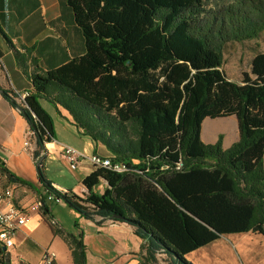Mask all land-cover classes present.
<instances>
[{
    "label": "trees",
    "instance_id": "16d2710c",
    "mask_svg": "<svg viewBox=\"0 0 264 264\" xmlns=\"http://www.w3.org/2000/svg\"><path fill=\"white\" fill-rule=\"evenodd\" d=\"M66 3L85 52L56 68L28 72L29 49L15 50L31 91L22 103L12 91L3 89L2 96L27 120L37 161L53 139L39 104L44 99L65 109L77 131L127 169L96 168L83 179L86 191L79 196L55 189L40 161L47 191L84 219L133 227L143 241L141 264L155 261L157 253L174 264H193L186 254L223 235L251 231L264 237V51L252 55L239 80L222 69L225 43L261 36L264 0ZM232 115L235 142L223 148L221 135L213 144L202 141L205 118ZM46 200L41 196L44 209ZM62 234L73 264H86L83 232ZM0 264H10L1 248Z\"/></svg>",
    "mask_w": 264,
    "mask_h": 264
},
{
    "label": "crops",
    "instance_id": "0c3cea01",
    "mask_svg": "<svg viewBox=\"0 0 264 264\" xmlns=\"http://www.w3.org/2000/svg\"><path fill=\"white\" fill-rule=\"evenodd\" d=\"M25 48L30 51L29 60L26 61L28 72L34 68L49 70L56 68L70 59L85 52V40L82 32L75 22L73 13L66 0H0V89L12 92L31 91V82L27 75L18 67L15 60V50L23 53ZM30 59H34L32 63ZM40 106L47 113L53 131V139L44 144L41 152L42 167L46 178L51 185L60 191H72L83 196L86 191L82 184L83 179L96 170V167L87 158L80 160L75 170L69 169L60 153V145H69L85 155L94 153L110 156L108 150L102 145H94L73 126V119L68 112L60 106L47 105L44 99H39ZM50 104V103H49ZM204 121V120H203ZM201 139L205 143H213L216 137H204L203 122L201 126ZM237 140V139H236ZM235 140V141H236ZM26 142L28 145H26ZM234 142V141H233ZM232 142V143H233ZM231 143V144H232ZM230 144V145H231ZM222 147H229V143L222 140ZM36 149L35 137L30 126L20 111L13 107L0 92V185L9 187L13 185V202L17 206L38 205L36 210L30 211L26 223L14 234V245L6 248L11 253L15 245L22 247L25 252V261L33 264L42 256L44 250L55 252L54 264H73L70 249L62 233L83 232L85 243L86 232L83 224L90 229L93 235L110 242L117 243L118 238L132 235L133 227L123 222L109 219L99 220L96 223L79 216L64 202L56 203L46 200V209L41 207V196L50 194L39 179L38 169L33 157ZM7 172L32 184L28 186L8 178ZM102 180L100 186H104ZM66 210L72 217V224H65L56 214L55 208ZM59 230L62 233L54 232ZM247 233V232H246ZM227 236V238L234 237ZM138 250L142 240L137 237ZM222 236L217 240L202 246L185 255L193 264H226L221 261L225 250L232 256V249L239 248L240 242L231 243L230 246L222 244ZM86 245V264H88V248ZM36 256H31V249ZM111 248V247H110ZM109 248V249H110ZM118 244L111 250L124 249ZM108 252L101 248L99 251ZM16 252V250H14ZM9 253V255H10ZM12 254V253H11ZM114 255V254H113ZM113 255L98 256L103 264L112 263ZM11 262V260H10ZM231 264H235L233 256Z\"/></svg>",
    "mask_w": 264,
    "mask_h": 264
},
{
    "label": "rangeland",
    "instance_id": "374dc122",
    "mask_svg": "<svg viewBox=\"0 0 264 264\" xmlns=\"http://www.w3.org/2000/svg\"><path fill=\"white\" fill-rule=\"evenodd\" d=\"M209 7V6H208ZM223 64L222 69L228 78L232 80H239L241 78V73L243 71H248L249 60L256 51H264V31L261 36L256 40H246L243 42H227L223 45ZM53 107L51 104H47ZM203 134L204 137H216L213 143L218 139V136H222V140L229 145L236 139H238V130L235 116H226L218 118H205L203 121ZM209 143V144H213ZM223 146V145H222ZM102 191L103 186L99 187ZM46 197V196H45ZM57 216L65 222V224H72V217L66 212L62 211L59 207L55 208ZM83 228L86 232L85 243H87L88 248V264H103L98 261V256L113 255L114 261L108 264H141V257L138 250V238L132 239L131 236L125 238H118L117 243L110 242L108 244L107 238L98 240L96 235L90 231V229L84 223ZM231 235L222 236V244L225 246H230L231 243L240 242L239 248H233L232 256L235 264H264V237L260 234L254 232H247L242 234H234V240L232 238H227ZM231 242V243H230ZM120 244L124 246V249L115 250L113 253L111 250L113 246ZM105 248L108 252L99 251V249ZM111 247V248H110ZM110 248V249H109ZM10 264H29L25 261L26 254L22 250V247L17 245L10 249ZM16 250V252L14 251ZM225 256L221 257V261L226 264H231L232 256L224 249ZM31 256H36V251L31 249ZM33 264H42L41 258L36 261V258L30 259ZM188 260V259H186ZM191 262L190 260H188ZM54 262V261H53ZM192 263V262H191ZM150 264H174L171 256L165 253H157L156 260Z\"/></svg>",
    "mask_w": 264,
    "mask_h": 264
},
{
    "label": "built area",
    "instance_id": "2783aa9c",
    "mask_svg": "<svg viewBox=\"0 0 264 264\" xmlns=\"http://www.w3.org/2000/svg\"><path fill=\"white\" fill-rule=\"evenodd\" d=\"M15 99L22 103L29 95V91L14 92ZM33 133V132H32ZM26 145L28 143L26 142ZM60 153L67 166L75 170L81 159L87 158L96 168H105L113 172H123L127 169L126 163L114 160L111 156L97 153L85 155L69 145H60ZM14 186L2 187L0 185V246L11 248L14 245V234L26 223L30 211L36 210L38 205L17 206L13 202ZM49 200L56 203L63 202L61 198L47 194ZM55 252L44 250L41 256L42 264H52Z\"/></svg>",
    "mask_w": 264,
    "mask_h": 264
},
{
    "label": "water",
    "instance_id": "95a60500",
    "mask_svg": "<svg viewBox=\"0 0 264 264\" xmlns=\"http://www.w3.org/2000/svg\"><path fill=\"white\" fill-rule=\"evenodd\" d=\"M0 92H2V90L0 89ZM32 128L34 129V126H32ZM41 158L38 160V162H36V166L38 168L39 164H40ZM115 217H121L120 215H115ZM1 250H5V247H2Z\"/></svg>",
    "mask_w": 264,
    "mask_h": 264
},
{
    "label": "bare ground",
    "instance_id": "6f19581e",
    "mask_svg": "<svg viewBox=\"0 0 264 264\" xmlns=\"http://www.w3.org/2000/svg\"><path fill=\"white\" fill-rule=\"evenodd\" d=\"M47 200H49V198H48V195H46V197H45Z\"/></svg>",
    "mask_w": 264,
    "mask_h": 264
},
{
    "label": "flooded vegetation",
    "instance_id": "af4514ba",
    "mask_svg": "<svg viewBox=\"0 0 264 264\" xmlns=\"http://www.w3.org/2000/svg\"><path fill=\"white\" fill-rule=\"evenodd\" d=\"M0 248H2V246H0ZM5 250H6V248H5Z\"/></svg>",
    "mask_w": 264,
    "mask_h": 264
}]
</instances>
